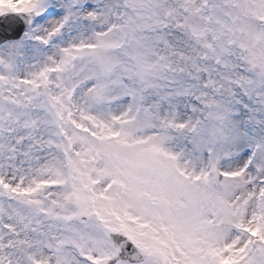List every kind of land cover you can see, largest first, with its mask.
I'll return each mask as SVG.
<instances>
[{
  "label": "snow or ice",
  "instance_id": "snow-or-ice-1",
  "mask_svg": "<svg viewBox=\"0 0 264 264\" xmlns=\"http://www.w3.org/2000/svg\"><path fill=\"white\" fill-rule=\"evenodd\" d=\"M0 264H264V0H0Z\"/></svg>",
  "mask_w": 264,
  "mask_h": 264
}]
</instances>
